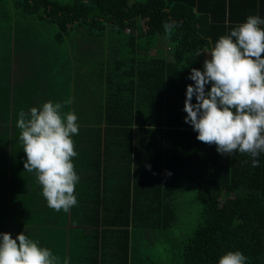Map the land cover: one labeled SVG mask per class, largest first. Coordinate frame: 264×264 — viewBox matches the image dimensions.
Instances as JSON below:
<instances>
[{
    "label": "trees",
    "instance_id": "1",
    "mask_svg": "<svg viewBox=\"0 0 264 264\" xmlns=\"http://www.w3.org/2000/svg\"><path fill=\"white\" fill-rule=\"evenodd\" d=\"M9 2L58 28L41 48L50 60L77 27L94 43L100 33L108 41L111 32L124 33L125 63L96 75L97 108L74 143L80 179L74 192L78 203L65 212L73 224L66 252L70 264H136L134 236L170 228L176 218L171 200L182 178L194 182L202 210L201 221L177 251L178 264H217L228 250L241 251L246 264H264V154L258 167L238 152L224 156L216 145L199 141L184 119L186 88L194 84L188 77L192 68L203 70V49L249 15L264 18V0ZM165 22L175 25L166 32ZM158 34L167 35L171 59L147 52L156 49L148 44ZM0 99L7 107V99ZM3 106L0 101V112ZM33 184L15 183L20 198L37 189V180ZM174 260L169 254L171 264Z\"/></svg>",
    "mask_w": 264,
    "mask_h": 264
},
{
    "label": "rangeland",
    "instance_id": "2",
    "mask_svg": "<svg viewBox=\"0 0 264 264\" xmlns=\"http://www.w3.org/2000/svg\"><path fill=\"white\" fill-rule=\"evenodd\" d=\"M57 32L58 28L50 21L23 13L9 0L0 2V82L4 83L0 97L7 99L8 104L6 107L5 100L0 99L4 103L0 112V233L8 232L15 237L24 231L62 261L67 228L57 217L65 212H57L42 201L39 185L23 198L19 196L22 189L15 186L16 182L22 185L30 182L34 187L33 180H36L34 173L24 169L26 153L19 140L16 119L21 110L28 112L31 107H40L49 100L63 104L70 99L71 104L65 105L62 111H74L78 117L75 143L81 139L79 134L88 128L91 120L88 115L97 108L96 75L108 74L115 66L124 65L125 56L121 44L124 33L111 32L110 41L105 39V33L104 36L100 33L94 43L87 39L90 34L77 27L60 41L58 56L50 60L51 56L41 48L48 46L45 41ZM148 45L156 48L147 50L150 55L160 53L167 59L173 56L167 35L154 36ZM79 144L87 151L84 143ZM195 191L194 182L182 178L171 200L176 218L170 228L136 233L133 239L136 264H171L169 254L174 255L178 264L177 251L201 221L202 204Z\"/></svg>",
    "mask_w": 264,
    "mask_h": 264
},
{
    "label": "clouds",
    "instance_id": "3",
    "mask_svg": "<svg viewBox=\"0 0 264 264\" xmlns=\"http://www.w3.org/2000/svg\"><path fill=\"white\" fill-rule=\"evenodd\" d=\"M175 22H165L166 32ZM264 18L249 15L230 32L206 46L203 70L192 68L188 79L185 122L197 139L216 145L218 153L250 156L253 167L264 154ZM210 88L206 89V85ZM195 97V103H193ZM64 103L49 100L40 107L21 110L16 119L19 140L26 153L24 169L34 173L47 206L68 212L78 203L74 194L79 176L75 171L73 136L79 132L74 111L63 112ZM247 161H245L246 163ZM150 167V166H149ZM171 175V173H168ZM239 250H228L217 264H246ZM0 264H70L25 232L15 237L0 233Z\"/></svg>",
    "mask_w": 264,
    "mask_h": 264
},
{
    "label": "crops",
    "instance_id": "4",
    "mask_svg": "<svg viewBox=\"0 0 264 264\" xmlns=\"http://www.w3.org/2000/svg\"><path fill=\"white\" fill-rule=\"evenodd\" d=\"M78 157H79V154H78ZM79 176V174H78ZM43 198V196L41 197V199ZM43 202H47L45 199L42 200ZM68 214H65V215H62V214H58V217L57 219L59 220L58 222L60 223H63V225H65V227L67 228V232H66V235H65V242L63 244V247H64V251H63V257H62V261L64 258H67V251H68V240H69V233H68V228L70 227L71 225V222H70V219H69V216ZM52 220L56 219V218H51ZM73 225V224H72ZM71 225V227H72ZM13 236V235H12ZM14 237V236H13Z\"/></svg>",
    "mask_w": 264,
    "mask_h": 264
}]
</instances>
